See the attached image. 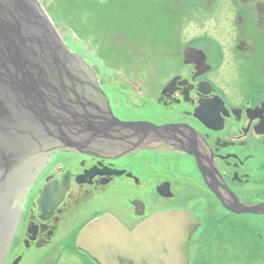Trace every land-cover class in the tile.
<instances>
[{
    "label": "flooded vegetation",
    "instance_id": "1",
    "mask_svg": "<svg viewBox=\"0 0 264 264\" xmlns=\"http://www.w3.org/2000/svg\"><path fill=\"white\" fill-rule=\"evenodd\" d=\"M203 9L210 16L188 27L193 30L185 27L187 13H175L162 48L152 38L142 47V36L131 42L150 56L148 65L98 67L68 46L82 60L61 57L51 72L67 73L70 96L81 98L84 116L105 120L111 113L168 134L150 136L126 155L129 145L108 144L79 128L68 142L36 145L39 153L52 152L29 163L34 176L20 207V239L9 252L21 241L27 250H46L58 264L61 253L75 248L83 264L87 258L97 264L76 246L87 223L110 214L134 231L155 213L172 210L197 220L185 248L189 264H230L235 245L264 246V0H228L222 8L205 0L189 11L200 16ZM127 52L118 59L130 58ZM124 192L126 205L105 206L108 194ZM96 204L100 209L90 212ZM18 257L9 264H21Z\"/></svg>",
    "mask_w": 264,
    "mask_h": 264
},
{
    "label": "water",
    "instance_id": "2",
    "mask_svg": "<svg viewBox=\"0 0 264 264\" xmlns=\"http://www.w3.org/2000/svg\"><path fill=\"white\" fill-rule=\"evenodd\" d=\"M69 56L78 55L63 41L42 0H0V264H7L20 207L29 195L34 176L29 163L52 152L39 153L36 145L68 142L78 137L79 128L108 144L129 145L126 155L146 138L167 133L148 123L122 122L111 113L105 120L84 116L81 98L70 96L67 73L63 77L59 69L56 77L51 72ZM196 226L194 216L172 210L157 212L130 231L105 214L87 223L76 246L97 264H189L185 248Z\"/></svg>",
    "mask_w": 264,
    "mask_h": 264
},
{
    "label": "rangeland",
    "instance_id": "3",
    "mask_svg": "<svg viewBox=\"0 0 264 264\" xmlns=\"http://www.w3.org/2000/svg\"><path fill=\"white\" fill-rule=\"evenodd\" d=\"M172 1L44 0L43 6L52 18L63 41L70 46V49L92 60L94 65L99 67V65L106 66L117 63L148 65L149 62H146V60L150 56L148 54V56H143L141 47L136 50L133 47L135 43L131 42L136 37L142 36L140 39L142 47H149L147 39L152 38L162 48L163 36L167 32L174 31L173 24L176 22L174 14L179 10L182 11L178 0H175L176 3H172ZM181 1L182 4H185L183 7H186L187 10V12H182L187 13L186 16L189 17L185 19V27L188 28L197 21L204 24V21L210 16V14L203 12L204 9L201 10L200 16L198 13L189 11L194 6H198L199 3L204 6L205 0ZM226 1L228 0H215V3L222 8ZM213 22L217 23L218 20ZM188 29L193 30L192 28ZM116 51L122 53V55L128 54L127 51H129L131 53L130 58L125 56V58L118 59L120 55ZM147 52L149 53V51ZM108 67L114 70L113 67L116 66L108 65ZM115 188L117 187H112L111 191H114ZM137 190L139 193L142 189ZM128 193L131 195L130 191ZM107 198V205L105 206L114 210V208L118 209L116 207L118 201V204L126 205L128 196L125 192L121 195L110 193ZM95 209H100V205L92 206L90 212ZM19 239L20 236H17L16 240L19 241ZM239 249H243V253ZM20 255H22L21 264H38L40 260L44 261L43 264H53V259L50 257L51 255L48 256L46 250L34 248L27 250L21 241L10 252L7 264L17 260ZM234 258L235 261L230 264H264V246L258 249L248 244L245 247L235 245ZM55 259L57 260V256H55ZM59 260L58 264H83L84 258L77 249L72 248L71 252L61 253ZM86 260H88L87 264H92L88 258Z\"/></svg>",
    "mask_w": 264,
    "mask_h": 264
},
{
    "label": "trees",
    "instance_id": "4",
    "mask_svg": "<svg viewBox=\"0 0 264 264\" xmlns=\"http://www.w3.org/2000/svg\"><path fill=\"white\" fill-rule=\"evenodd\" d=\"M44 4V2H42ZM46 9V8H45Z\"/></svg>",
    "mask_w": 264,
    "mask_h": 264
}]
</instances>
